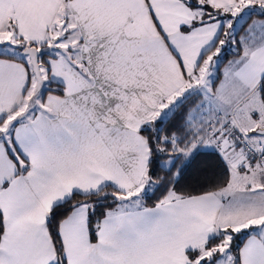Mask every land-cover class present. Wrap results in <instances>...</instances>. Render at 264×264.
Returning <instances> with one entry per match:
<instances>
[{"label": "snow or ice", "instance_id": "snow-or-ice-1", "mask_svg": "<svg viewBox=\"0 0 264 264\" xmlns=\"http://www.w3.org/2000/svg\"><path fill=\"white\" fill-rule=\"evenodd\" d=\"M0 264H264V0H0Z\"/></svg>", "mask_w": 264, "mask_h": 264}, {"label": "trees", "instance_id": "trees-1", "mask_svg": "<svg viewBox=\"0 0 264 264\" xmlns=\"http://www.w3.org/2000/svg\"><path fill=\"white\" fill-rule=\"evenodd\" d=\"M212 163H213V161H211V160H205V159L202 158L195 165H193V169L191 170L190 174L186 177V180L189 183H194L195 179L197 178L198 171L201 168L207 167V166H209Z\"/></svg>", "mask_w": 264, "mask_h": 264}]
</instances>
